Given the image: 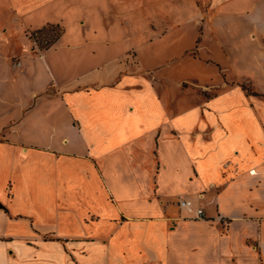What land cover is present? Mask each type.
<instances>
[{
  "label": "crops",
  "instance_id": "obj_1",
  "mask_svg": "<svg viewBox=\"0 0 264 264\" xmlns=\"http://www.w3.org/2000/svg\"><path fill=\"white\" fill-rule=\"evenodd\" d=\"M249 7L264 0H0V264H264L263 106L152 63L194 49L239 72L264 22Z\"/></svg>",
  "mask_w": 264,
  "mask_h": 264
},
{
  "label": "rangeland",
  "instance_id": "obj_2",
  "mask_svg": "<svg viewBox=\"0 0 264 264\" xmlns=\"http://www.w3.org/2000/svg\"><path fill=\"white\" fill-rule=\"evenodd\" d=\"M245 10L247 14L254 15L253 17L255 18L256 17L259 18L261 15L264 16V8L261 7H249L248 9ZM231 25L234 26L235 24H231ZM222 26H223L222 34H221V41L223 43L222 47L223 46L228 47V44L231 41L228 37L229 31L231 30V26L229 23H223ZM238 28H240L239 25ZM249 39H250L249 41H252V45L250 47L252 49L254 48V51L258 55L253 54L252 52L250 53L247 52L248 50L250 51L249 48H244V46L240 45L241 43L238 44V46H240V48L243 50V52H239V59L237 60L239 63L238 64L239 72L232 71V68L229 65L213 64L212 66L210 65L205 66L197 62V60L195 61L196 62L195 63L194 60L188 57V56H196L194 49L193 51L182 57L180 54H173V55L159 54L152 61V63L155 64L156 67L161 68L162 72L169 69L170 71L168 73H170L173 76L193 75L202 78L200 80H206V81L208 80V78H211L212 81L222 79L219 85H216L215 82H210V81H207V84L205 85H203L201 82H198L196 80H189L187 82H184L183 83L184 87L189 88V93L191 95L199 94L202 95L203 97H210L221 91L229 89L232 85L236 83L239 85L243 84V86H245L246 88L245 90L247 94H249L250 96V99L256 104H261L263 106V107L258 106L259 107L258 109L264 113V50H263L264 22L262 26L254 25L253 33L249 36ZM232 40L236 42L240 41L238 39L237 40L232 39ZM244 41L246 42V40L243 38L242 42ZM258 43H260V46L258 45ZM258 46L262 49V51L260 50L258 52V50L256 49ZM254 55L257 58L258 62L261 63V65L257 64V60H255ZM132 57L134 56H127V59L130 61V58ZM252 57H254L253 62H252ZM222 58L223 57H221V59ZM233 103L235 105L234 112H241V110H243L238 98L234 99Z\"/></svg>",
  "mask_w": 264,
  "mask_h": 264
},
{
  "label": "built area",
  "instance_id": "obj_3",
  "mask_svg": "<svg viewBox=\"0 0 264 264\" xmlns=\"http://www.w3.org/2000/svg\"><path fill=\"white\" fill-rule=\"evenodd\" d=\"M31 37L33 38L34 44L39 46L40 38L38 36L37 30L31 33ZM42 43L46 44V40L42 41ZM178 205L186 212L193 214V216L196 218H202L205 216L203 207L196 206L189 198H181L180 200H178Z\"/></svg>",
  "mask_w": 264,
  "mask_h": 264
},
{
  "label": "trees",
  "instance_id": "obj_4",
  "mask_svg": "<svg viewBox=\"0 0 264 264\" xmlns=\"http://www.w3.org/2000/svg\"><path fill=\"white\" fill-rule=\"evenodd\" d=\"M37 32L40 38L39 47L46 48L57 39V37L61 34L62 29L58 26L48 25L47 27L37 30ZM44 40H46V44L42 43ZM243 89H246L245 86H243Z\"/></svg>",
  "mask_w": 264,
  "mask_h": 264
}]
</instances>
